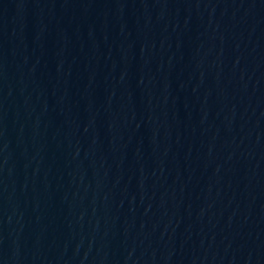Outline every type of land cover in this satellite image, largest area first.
<instances>
[{
  "label": "water",
  "instance_id": "obj_1",
  "mask_svg": "<svg viewBox=\"0 0 264 264\" xmlns=\"http://www.w3.org/2000/svg\"><path fill=\"white\" fill-rule=\"evenodd\" d=\"M0 264H264V0H0Z\"/></svg>",
  "mask_w": 264,
  "mask_h": 264
}]
</instances>
